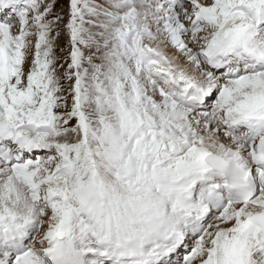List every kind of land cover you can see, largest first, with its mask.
Here are the masks:
<instances>
[{
	"label": "snow or ice",
	"instance_id": "obj_1",
	"mask_svg": "<svg viewBox=\"0 0 264 264\" xmlns=\"http://www.w3.org/2000/svg\"><path fill=\"white\" fill-rule=\"evenodd\" d=\"M0 264H264V0H0Z\"/></svg>",
	"mask_w": 264,
	"mask_h": 264
}]
</instances>
